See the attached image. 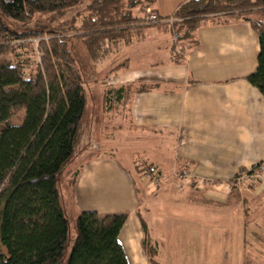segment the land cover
<instances>
[{
    "label": "trees",
    "instance_id": "16d2710c",
    "mask_svg": "<svg viewBox=\"0 0 264 264\" xmlns=\"http://www.w3.org/2000/svg\"><path fill=\"white\" fill-rule=\"evenodd\" d=\"M153 3L0 0V264H129L119 240L126 214L80 213L68 251L71 228L60 174L66 168L72 177L68 190L73 195L80 170L67 166L88 105L75 45L98 65L117 44H129L151 27L172 26L183 40L182 56L185 47L199 45L201 26L243 20L251 23L261 46L257 72L248 81L264 95V0H185L168 17L153 10ZM147 9L163 23L144 26ZM33 39L39 40L37 45ZM25 48L40 56L39 61L25 59ZM150 88L129 84L107 91L103 105L118 109ZM143 229L149 264H161L144 219Z\"/></svg>",
    "mask_w": 264,
    "mask_h": 264
},
{
    "label": "crops",
    "instance_id": "0c3cea01",
    "mask_svg": "<svg viewBox=\"0 0 264 264\" xmlns=\"http://www.w3.org/2000/svg\"><path fill=\"white\" fill-rule=\"evenodd\" d=\"M151 8L161 16H172L162 0H154ZM151 28L160 33L168 31ZM197 38L199 45L185 47L182 56L170 57L168 53L161 61L142 64L140 71L149 72L151 77L139 85L127 77L121 82L113 80L131 71L132 57H141L146 44L119 43L115 56L127 52L128 62L103 84L106 92L129 84L152 86L118 108L126 116L128 133L138 132L128 139L142 157L131 161V168L115 150L95 157L81 167L73 192L86 211L128 216L119 240L129 264H149L143 245V219L151 239L154 236L144 214L154 217L159 213L162 208L156 199L169 198L172 188L173 200L183 199L185 206L211 207V212L196 214L197 219L207 217L200 218L205 225L215 219L212 213L221 206L230 211L242 207L248 211V220L254 212V230L247 235L244 227L232 244L241 241V264H261L264 258V181L255 186L235 181L242 171L264 163V95L248 81L258 69L259 37L251 23L235 20L207 23L198 29ZM104 95L105 89L101 103L105 111ZM116 107L111 106L110 112L116 113ZM114 129L116 133L123 131L122 126ZM167 145L176 152L172 163L165 156L169 154ZM146 168L161 175L158 187L144 185ZM184 173H188L189 181L178 179ZM167 178L172 183L166 184L163 179ZM202 234L206 243L213 241L210 231ZM228 249L226 246L223 252ZM207 253L208 246L201 255Z\"/></svg>",
    "mask_w": 264,
    "mask_h": 264
},
{
    "label": "rangeland",
    "instance_id": "374dc122",
    "mask_svg": "<svg viewBox=\"0 0 264 264\" xmlns=\"http://www.w3.org/2000/svg\"><path fill=\"white\" fill-rule=\"evenodd\" d=\"M162 1L165 8H167V11H165L169 15H173L177 6L182 2L181 0ZM168 29L167 32L160 33L159 31L157 32L155 28H151L150 30L152 31H147L142 35L136 36L134 40L135 44H146L145 52L141 57L139 55H134L135 57H132L130 66L131 71L129 70L127 73L122 72L119 74L120 76H115L118 78H114L113 83L121 82V80L123 81L127 77L130 81H133L134 84L139 85L143 83L144 80L151 77L149 72L140 71L142 69V64L148 65L151 62L156 63L161 61L168 53L170 57L178 55V53L183 50V40L179 36H176V32H173L172 26ZM32 42L37 45L39 40L33 39ZM116 47L117 45L112 49L114 56H108L98 65H94L91 62L87 51L82 46L75 45L73 48L77 64L83 79L86 81L88 105L76 137L74 158L67 166V170H80L82 166L89 164L95 157H100L101 154L104 155L112 150H115L114 152L124 160L128 168L133 166L131 161L135 163L134 159L142 157L141 154L139 155V153L135 151L131 142L132 139H128L129 136L131 138L132 135L135 136L138 132L128 133L126 116L124 112H122V109H118L116 113H111L110 106H105L107 108L105 111L103 106H101L104 89L106 93V88L103 84L109 77V79L112 77V74H109L110 70L116 65L123 63L129 57L127 52H123L116 57ZM172 49L175 50L173 53ZM30 52L28 48L22 49L21 51L25 59L33 60L34 58L35 61H39L40 56ZM9 58L11 57L9 56ZM13 122L18 124L20 120L15 119ZM120 126L123 127V131L121 130V132L116 133L114 128L117 129ZM117 135L120 137H117ZM123 148H127L129 153L122 151ZM167 152H169V154L165 156L172 163L176 152L172 151L170 145H167ZM136 165H138V163H136L135 166ZM65 169L60 174V181L63 203L71 228L68 245V251L70 252L77 236L75 227L77 217L80 213L86 211V209H83V203L72 195V191L68 190L70 182L72 183V177L67 175ZM143 176H145L143 183L146 186L154 185L158 187L160 183H162V177L159 172L155 175L149 168L145 169L142 177ZM178 179L181 180L180 177ZM190 179L191 178H189V180ZM163 180L166 182L168 178ZM170 183L172 182H166V184ZM176 187L181 189V186L178 187L176 185ZM172 189L174 190V188ZM173 190L169 198L164 200L156 199L157 204L162 208L159 210V213L155 212L156 214L154 217L147 213L144 214L151 235L154 236L152 244L159 252L158 261L161 264H241V241H239L238 244L237 242L234 244L232 243L234 240L239 239V232H243L244 227L247 229V235H250L254 230V212L250 211L251 213L247 216V218H249L248 220L245 216V213L248 211H244L242 207L235 211H230L227 210L226 207L221 206L212 213L214 217L216 216L215 219L213 218L212 222L208 221L205 225L200 221V218L207 217L199 216L200 218L197 219L198 216H196V214L201 211L204 213H207V211L211 212V207L190 208L189 206H185V201L183 199L181 200L178 198L177 200H173L175 194ZM246 210H248V208H246ZM182 213L185 214V216L182 215ZM192 214H195V216ZM208 218L210 217L208 216ZM244 224H246V226H244ZM205 230L212 233V242L206 243L202 238L201 235H203L202 233H204ZM206 246H208V253L206 256H202L201 252ZM226 246L229 247L227 250L228 252H223ZM261 264H264V258H262Z\"/></svg>",
    "mask_w": 264,
    "mask_h": 264
},
{
    "label": "built area",
    "instance_id": "2783aa9c",
    "mask_svg": "<svg viewBox=\"0 0 264 264\" xmlns=\"http://www.w3.org/2000/svg\"><path fill=\"white\" fill-rule=\"evenodd\" d=\"M139 10V8H137ZM143 21L145 26H152L163 23V20L160 19V16L152 11L151 9H147V11L143 14ZM175 20H169V23H173ZM178 21V20H177ZM154 172V171H153ZM157 173H155L156 175ZM188 173L182 174L180 176L181 180L188 181ZM235 181L240 184H246L250 186L259 185L264 181V163L257 164L250 169H247L244 172L239 173V175L235 178Z\"/></svg>",
    "mask_w": 264,
    "mask_h": 264
}]
</instances>
